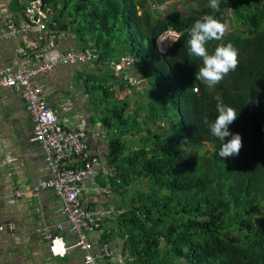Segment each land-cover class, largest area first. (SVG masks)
I'll use <instances>...</instances> for the list:
<instances>
[{
    "label": "trees",
    "instance_id": "obj_1",
    "mask_svg": "<svg viewBox=\"0 0 264 264\" xmlns=\"http://www.w3.org/2000/svg\"><path fill=\"white\" fill-rule=\"evenodd\" d=\"M37 1L52 8L51 29L77 26L96 63L129 56L147 80L138 111L125 113L128 103L116 99L104 114L119 131L109 162L125 209L117 227L126 264H264V0H223L220 11L208 0H185L167 14V0L25 3ZM206 15L231 27L208 51L237 49L235 70L213 88L195 79L201 61L188 48V29ZM169 30L180 37L161 53L156 42ZM109 88L102 96L112 102ZM218 103L239 113L229 126L242 138L235 157L217 155L220 142L204 122L216 118Z\"/></svg>",
    "mask_w": 264,
    "mask_h": 264
},
{
    "label": "crops",
    "instance_id": "obj_2",
    "mask_svg": "<svg viewBox=\"0 0 264 264\" xmlns=\"http://www.w3.org/2000/svg\"><path fill=\"white\" fill-rule=\"evenodd\" d=\"M17 3L25 10H19ZM30 5L25 0H0V33L10 20L18 29L30 26L25 15ZM48 9L46 21L51 29L49 20L53 10ZM76 27L57 29L56 49L64 52L91 49H84ZM38 35L36 27L3 37L0 34V73L35 68L34 52L46 51L47 47L46 42H39ZM20 50H26L28 55L20 54ZM123 57L118 62L105 63L107 66L96 63L99 59L57 66L52 73L34 80L41 86L42 97L56 113L59 123L69 130H84L88 135L86 155L72 157L65 165L82 169L91 157L97 160L95 174L86 177L82 184L81 206L99 219L100 227L86 232L98 264H126L128 260L126 239L117 227V219L125 209L119 210L120 193L112 186L114 169L109 162V143L119 131L104 123V114L116 99L128 103L125 113L138 111L147 100L143 95L147 80L133 64L127 73L133 79L145 80L142 92H136L115 76L110 81L109 68L113 71L110 64L119 63ZM102 87H110L112 102L109 98L105 100L106 94L104 99ZM33 138L34 123L22 95L13 89H0V264H86L77 235L60 215L58 198L51 190L40 187L51 179V167L44 149ZM17 192L21 193L20 198ZM58 226L63 231L59 232ZM45 232L58 241L46 240Z\"/></svg>",
    "mask_w": 264,
    "mask_h": 264
},
{
    "label": "built area",
    "instance_id": "obj_3",
    "mask_svg": "<svg viewBox=\"0 0 264 264\" xmlns=\"http://www.w3.org/2000/svg\"><path fill=\"white\" fill-rule=\"evenodd\" d=\"M182 1V0H179ZM49 9H45L41 1L31 3L26 9L25 15L30 26L18 29L13 21H7L1 36L15 34L18 31L26 32L31 27H36L39 33V42L47 43L46 51L34 52L33 58L37 63L35 68H21L18 72L11 69L0 73V89H13L19 92L27 104V109L34 123V138L44 149L46 160L51 167V179L42 183L41 189H49L60 202V215L65 217L72 230L77 235L78 245L84 250V261L86 264H98L99 259L91 252L92 245L86 234L100 227L99 219L92 212L84 210L81 206L83 195L82 184L86 177L95 174L97 160L88 159L83 168L67 167L65 163L72 157L85 156L88 151V135L84 130H69L59 123L56 113L42 97L41 86L35 83L39 75L52 73L57 66H67L74 62H92L98 55L87 48L82 52L59 51L56 49L55 41L57 31L48 29L46 16ZM46 34V36H45ZM180 37L179 32L169 30L162 34L156 42V48L161 53H166L169 45L172 46ZM169 46V47H168ZM20 54L28 55L26 50H20ZM133 59L129 56L123 57L119 63H112L110 67L114 76L122 78L126 85L136 92H142L144 79H133L127 71L133 67ZM39 189H36V191ZM16 196L21 197L17 192ZM57 230L63 231L58 226ZM44 238L52 243L58 241L57 237L45 232ZM59 251V250H58ZM104 251L108 253L107 246Z\"/></svg>",
    "mask_w": 264,
    "mask_h": 264
},
{
    "label": "clouds",
    "instance_id": "obj_4",
    "mask_svg": "<svg viewBox=\"0 0 264 264\" xmlns=\"http://www.w3.org/2000/svg\"><path fill=\"white\" fill-rule=\"evenodd\" d=\"M222 2L223 0H208L209 7L216 11H220ZM165 6L167 9V5ZM224 31L225 26L211 15L194 21L188 29L189 52L201 61L194 73L195 79L208 88L215 87L237 66V49L231 43L217 46L212 52H209L206 47V44L213 39L221 40ZM216 112L217 116L214 120L208 121L205 118L204 122L207 124L209 133L220 142L217 155L220 158L235 157L239 155L242 147V138L238 132L230 131L229 126L237 119L239 113L234 108L222 103L216 105ZM226 137L228 139L225 142Z\"/></svg>",
    "mask_w": 264,
    "mask_h": 264
},
{
    "label": "rangeland",
    "instance_id": "obj_5",
    "mask_svg": "<svg viewBox=\"0 0 264 264\" xmlns=\"http://www.w3.org/2000/svg\"><path fill=\"white\" fill-rule=\"evenodd\" d=\"M167 9L163 12V14H167L169 13L170 11H173V10H176V9H184L185 8V0H182V1H176V0H167ZM191 7L192 8H195L194 5L191 4ZM78 25V24H77ZM231 30V27H230V24L228 23L227 26H225V31H224V34L225 33H228L229 31ZM174 44V43H173ZM172 44V45H173ZM171 46V45H169ZM168 46V47H169ZM134 63V62H133ZM113 72V71H112ZM114 74V72H113ZM122 79V78H121Z\"/></svg>",
    "mask_w": 264,
    "mask_h": 264
}]
</instances>
